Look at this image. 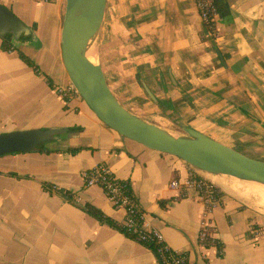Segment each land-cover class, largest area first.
I'll return each mask as SVG.
<instances>
[{
	"label": "crops",
	"instance_id": "1",
	"mask_svg": "<svg viewBox=\"0 0 264 264\" xmlns=\"http://www.w3.org/2000/svg\"><path fill=\"white\" fill-rule=\"evenodd\" d=\"M38 1L0 0L35 25V41L11 46L38 70L0 39V133L76 134L47 150L0 156V264H157L120 229L124 211L99 187L83 186L82 171L99 163L128 181L146 220L188 264H264L263 211L222 192L204 215L192 191L180 197L169 186L188 178L186 163L118 135L80 97L64 102L50 90L47 79L69 81L60 51L65 0ZM216 7L210 33L193 0H107L98 62L117 101L138 117L174 133L189 127L264 161V0H217ZM141 81L163 105L147 98ZM204 216L216 245L197 241Z\"/></svg>",
	"mask_w": 264,
	"mask_h": 264
},
{
	"label": "water",
	"instance_id": "2",
	"mask_svg": "<svg viewBox=\"0 0 264 264\" xmlns=\"http://www.w3.org/2000/svg\"><path fill=\"white\" fill-rule=\"evenodd\" d=\"M106 1L65 0L60 30L64 71L98 120L118 135L149 150L176 157L206 177L224 176L226 180L234 178L264 186V161L250 158L189 127H183L184 135H178L141 119L117 101L98 62L97 42ZM0 39L17 47L35 41L36 36L31 27L0 4ZM141 86L147 98L159 104L142 81ZM75 134L65 128L0 133V156L32 152L39 147L47 150L49 143Z\"/></svg>",
	"mask_w": 264,
	"mask_h": 264
},
{
	"label": "built area",
	"instance_id": "3",
	"mask_svg": "<svg viewBox=\"0 0 264 264\" xmlns=\"http://www.w3.org/2000/svg\"><path fill=\"white\" fill-rule=\"evenodd\" d=\"M44 3L56 0H40ZM200 20L204 27L213 33V17L216 15L217 0H193ZM11 51V50H9ZM54 92L64 101L80 97L75 86L70 82L66 84L52 83ZM188 178L180 183L172 179L169 183L171 189L179 191L180 197L194 193V198L204 205V215H207L219 204L222 190L201 172L188 165ZM83 186L99 187L114 208L124 211V219L120 229L124 234L148 247L154 254L157 264H188L185 252L172 248L164 239L159 230L152 227L146 220L144 212L132 195L128 181L118 178L105 163H99L81 173ZM54 190V187H52ZM199 245H216L210 232L209 221L206 216L200 221V230L197 236Z\"/></svg>",
	"mask_w": 264,
	"mask_h": 264
},
{
	"label": "bare ground",
	"instance_id": "4",
	"mask_svg": "<svg viewBox=\"0 0 264 264\" xmlns=\"http://www.w3.org/2000/svg\"><path fill=\"white\" fill-rule=\"evenodd\" d=\"M207 177L214 184H216L219 188H221L224 192H226L227 194L236 195L238 197H241V198L245 199V201L250 198V194L249 193H252L251 195L254 194L253 196L259 198V203H257V208L260 211H263L264 212V186L263 185L253 183L252 185H255V188L257 190L256 189H252L250 192L244 193V192L240 191L241 189L239 190V188H237L238 186L230 185V183H228V181L224 178V176H211V175H207ZM232 179H234V178H232ZM234 180H236V179H234ZM231 181H233V180H231ZM238 182L239 183H244V182H241L239 180H238ZM238 185L241 188L246 187L244 185H240V184H238ZM248 189H251V188L248 187Z\"/></svg>",
	"mask_w": 264,
	"mask_h": 264
},
{
	"label": "rangeland",
	"instance_id": "5",
	"mask_svg": "<svg viewBox=\"0 0 264 264\" xmlns=\"http://www.w3.org/2000/svg\"><path fill=\"white\" fill-rule=\"evenodd\" d=\"M39 3H41L40 4V7H42L44 4H49V3H44V2H42V1H38ZM52 3V2H51ZM13 51H15L13 54L15 55V56H17L18 55V51L17 50H12V52ZM29 52H30V50H28ZM28 51H27V53H28ZM32 55H33V53L32 52H30ZM94 54L92 53L91 54V56L92 57H94L93 56ZM49 87V86H48ZM50 88V87H49ZM50 90L54 93V94H56L55 92H54V90L52 89V88H50ZM57 95V94H56ZM58 96V95H57ZM62 101H64L60 96H58ZM81 99V98H80ZM81 101H83L82 99H81ZM65 102V101H64ZM127 108V107H126ZM71 111H73L72 109H70ZM129 110V109H128ZM130 112H132V111H130ZM133 112H135V110L133 111ZM132 112V113H133ZM133 114H135V113H133ZM141 119H143V120H145V121H147V122H151L150 120H148L147 118L145 119L144 117H140ZM166 129V128H165ZM178 135H184V133H177ZM177 134H175L176 136H178ZM236 151H238V152H240V153H242V154H244V155H246V156H248V157H250V158H253V157H251V155H249V154H247V153H244V152H242L241 151V149H239V148H237V149H235ZM231 180H233V181H231ZM227 181H228V183H230V185H233V186H238L237 188H239V190L240 191H242V192H244V193H247V192H250L252 189H256L255 188V185H252L251 183H239L238 182V180H234V179H227ZM238 184H240V185H244V186H246V187H243V188H241ZM248 187L249 188H251V189H248ZM245 188V189H244ZM260 189V188H259ZM257 190V189H256ZM223 192V191H222ZM223 193H225V192H223ZM227 194V193H226ZM250 194V198L248 199V200H246L245 201V199H243V198H241V197H238V196H236V195H231V194H227V195H229V196H232V197H235V198H238V199H240L241 201H243L244 203H247V204H249L250 206H252V207H254V208H256V209H258L257 208V203H259V198L258 197H255V196H253V195H251L252 193H249Z\"/></svg>",
	"mask_w": 264,
	"mask_h": 264
},
{
	"label": "trees",
	"instance_id": "6",
	"mask_svg": "<svg viewBox=\"0 0 264 264\" xmlns=\"http://www.w3.org/2000/svg\"><path fill=\"white\" fill-rule=\"evenodd\" d=\"M31 29L34 31L35 30V25H32ZM1 47L3 50L5 51H9V50H14V48L11 46L10 43H8L7 41L1 40ZM18 56L19 58L29 67L33 68L34 71L38 72L37 67L35 66V64L28 58L26 57L23 53H21L20 51H18ZM48 81V85L51 88L52 86V81L50 79H47ZM160 105H163V103L159 102ZM45 150L43 147H39L37 150L35 151H43ZM86 212L88 214H90L92 217H94L95 219L99 220V221H104L110 225H113V223L106 218L100 211H98L97 209L91 207V206H87L86 207Z\"/></svg>",
	"mask_w": 264,
	"mask_h": 264
}]
</instances>
